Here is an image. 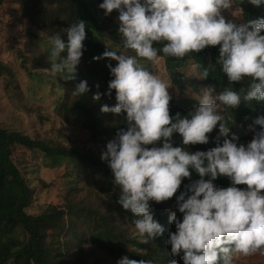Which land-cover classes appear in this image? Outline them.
Returning a JSON list of instances; mask_svg holds the SVG:
<instances>
[{
    "label": "clouds",
    "instance_id": "clouds-1",
    "mask_svg": "<svg viewBox=\"0 0 264 264\" xmlns=\"http://www.w3.org/2000/svg\"><path fill=\"white\" fill-rule=\"evenodd\" d=\"M247 2L264 5V0ZM232 5L233 0H102L98 5L105 16L118 12L121 37L119 51L107 46L101 56L93 57L94 61L110 58L116 62L108 66L112 79L106 93L114 91L116 103L102 105L100 111L125 113L127 125V130L120 129L106 144L100 159L106 162L111 182L118 188L117 203L135 217L132 223L141 243L164 231L150 213L149 202L172 198L182 178L190 176L189 169L200 177L187 186L190 195L181 192L176 196L182 219L175 213L168 217L175 232L169 233L166 243L171 255L179 256L183 264H234L237 255L264 254V117L255 119L259 131L252 140L238 146L235 135L227 138L229 129L222 115L241 102L264 101V18L239 24L226 21L222 13ZM231 14L234 16L236 10ZM62 32L66 41L60 32L47 38L46 70L74 80L86 38L85 22L78 19ZM156 44L162 46L157 48ZM217 45L216 64L228 86L215 95L211 86L202 89L195 97L198 104L186 116H170L171 85L150 70L162 58L158 53L182 59ZM209 68L190 64L187 74L203 80L209 76ZM245 78L249 83L241 95L231 85ZM88 91L86 81L80 80L71 95L83 96ZM99 99V92L93 94V101ZM214 128H218L216 146L207 151L189 153L172 146L173 133L180 135L183 145L207 144V134ZM158 141L162 146H154ZM218 176L229 178L231 186L216 187L213 181ZM116 264L153 261L123 256Z\"/></svg>",
    "mask_w": 264,
    "mask_h": 264
},
{
    "label": "trees",
    "instance_id": "trees-1",
    "mask_svg": "<svg viewBox=\"0 0 264 264\" xmlns=\"http://www.w3.org/2000/svg\"><path fill=\"white\" fill-rule=\"evenodd\" d=\"M6 0H0V7ZM20 14L29 22L35 32L30 36L42 34L47 38L57 32L66 41L62 30L78 19L85 22V40L79 64L75 69V79L68 80L67 74L63 85V97L57 107V116L70 127L86 130L91 134L98 154L89 149L72 145H52L45 140L33 139L18 131H8L0 123V264H116L123 256L135 260H152L153 264H183L180 257H173L170 245L166 243L169 233L175 232L174 224L168 217L175 213L178 220L182 214L176 207V196L187 193V186L200 177L191 169L188 178H182L181 185L172 198L160 203L149 202V211L164 229L160 236L148 243H141V237L135 234L132 223L135 217L122 209L117 203L118 188L113 185L112 175L106 162L100 159L106 151V144L112 141L120 129L127 130L126 114L102 113V105L114 106L115 93L107 95V85L112 79L109 65L115 66L110 58L94 61V56H101L106 47H121L118 33V12L113 10L108 16L98 5L102 0H14ZM240 9L243 23L248 20L264 18V5L254 6L244 0H235ZM264 35V32L261 33ZM159 48L162 44H156ZM217 46H208L197 53H188L182 59L164 57V62L171 82L183 90L187 86L199 91L201 84L211 86L214 95L228 81L216 64ZM115 50V49H114ZM200 63L210 67L209 76L197 81L185 77L182 71L189 65ZM4 66L0 64V72ZM80 80L87 83L89 91L83 96H72L71 91ZM248 79L234 82L231 86L243 95L248 87ZM98 86V87H97ZM99 92L100 99L93 101V94ZM198 104L197 99L178 97L169 101V115L180 113L186 116ZM225 126L231 133L239 136L237 145H247L243 137L248 127H258L255 119L264 117V101L241 102L236 108L225 109L222 113ZM251 125V126H250ZM218 128L208 135L207 144L188 145L192 152L207 151L216 146ZM179 134L173 133V147L187 145L181 143ZM223 138H220L222 143ZM16 146L30 151H40L49 158L69 159L72 171L66 172L67 186L71 187V195L62 204L50 206L44 213L34 214L30 209L35 204L36 189L28 184L18 169L13 151ZM147 145L145 147H152ZM154 146H162L158 141ZM208 179V177H205ZM213 184L219 188L231 186L229 178L218 176ZM246 189V185H236ZM190 195L191 193H187ZM66 217L75 222H64ZM57 233L53 237L51 235ZM73 232L70 236L65 233ZM182 255V253H181Z\"/></svg>",
    "mask_w": 264,
    "mask_h": 264
},
{
    "label": "rangeland",
    "instance_id": "rangeland-1",
    "mask_svg": "<svg viewBox=\"0 0 264 264\" xmlns=\"http://www.w3.org/2000/svg\"><path fill=\"white\" fill-rule=\"evenodd\" d=\"M235 10L233 16L231 13ZM222 15L226 21L243 23L235 0L231 9L225 10ZM33 32L35 29L20 14L18 4L14 0H6L0 7V64L4 66L0 72L1 127L8 131L22 132L33 139L48 141L52 145H75L98 154L88 131L70 127L57 116L66 74L53 76L46 70L49 68L47 37L42 34L32 37L30 34ZM114 49L119 51V48ZM188 66L182 71L184 76L200 81L187 74ZM150 70L168 80L171 98L195 99L202 89L208 87L201 84L199 91L190 86L178 89L171 82L162 59ZM256 131H259L258 127H248L247 135L243 136L248 143ZM233 135L239 138L236 132H232L231 137ZM184 150L193 153L188 145ZM13 159L28 184L36 189L35 204L30 209L32 213H44L50 206L60 205L70 197L72 192L71 187L67 186L66 172L72 171L71 160L49 158L40 151H30L21 146L15 147ZM71 221L75 222L73 218L66 217L64 222ZM50 233H53L51 237L57 234ZM71 234L73 232L65 233V236ZM234 264H264V254L257 251L248 256L237 255Z\"/></svg>",
    "mask_w": 264,
    "mask_h": 264
}]
</instances>
